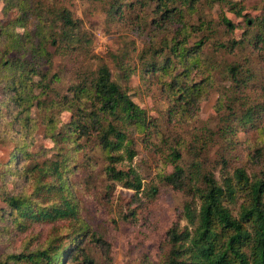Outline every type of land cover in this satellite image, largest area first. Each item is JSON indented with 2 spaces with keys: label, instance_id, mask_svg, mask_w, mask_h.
<instances>
[{
  "label": "trees",
  "instance_id": "1",
  "mask_svg": "<svg viewBox=\"0 0 264 264\" xmlns=\"http://www.w3.org/2000/svg\"><path fill=\"white\" fill-rule=\"evenodd\" d=\"M90 1L106 8L110 23L138 30L137 37L143 39L141 50L134 46L113 55L118 79L107 63L96 71L82 66L91 37L70 10L72 0H0V144L12 145L10 159L0 170V200L6 205L0 208V246H19L17 251L1 252L0 264H68L70 260L95 264L83 244L102 239L91 234L79 217L71 175L79 168L78 155L99 150L108 189L118 183L142 192V176L132 167L138 141L154 157L163 158L160 181L186 197L180 219L187 227L180 230L175 224L170 230L163 264H264V171L251 176L239 168L230 176L231 160L222 156L218 179L199 158L198 148H191L196 161L183 166L180 143V135L193 136L187 129L192 111L197 113L206 96L219 89L213 80L215 70L222 69L231 88H236L235 101L241 100L240 106L246 102L240 93L253 84L254 52L264 55V15L249 19L233 0ZM217 6L228 12L214 20ZM229 13L243 18L245 28L236 25ZM222 29L228 36L241 35L223 43L218 39ZM208 44L217 52L234 54L237 61L225 67L206 62L203 51ZM131 55L143 65H136ZM55 56L62 57L74 76L66 93L57 88L61 75L52 74ZM139 69L148 92L154 94L156 89L157 98L163 100L164 128L129 92L128 83ZM219 95V99L229 96ZM234 104L230 108L220 100L218 110L233 113ZM256 111L251 104L239 120L252 124ZM66 112L70 121L58 128V119ZM38 124L46 127L45 134L54 144V154L42 162L31 151ZM259 151L264 165L263 150ZM92 158L87 157L90 165ZM158 193L159 188L152 186L148 198ZM239 202L234 216L232 207ZM67 221L75 222L68 234L56 232L32 250L28 244L21 247L20 236L33 228Z\"/></svg>",
  "mask_w": 264,
  "mask_h": 264
},
{
  "label": "rangeland",
  "instance_id": "2",
  "mask_svg": "<svg viewBox=\"0 0 264 264\" xmlns=\"http://www.w3.org/2000/svg\"><path fill=\"white\" fill-rule=\"evenodd\" d=\"M233 1L238 3V7L244 10V14L249 19L264 15V0ZM2 7L0 3V18H2ZM69 7L74 16L81 20L84 31L91 37L88 54L82 57V66L86 65L96 71L101 64L107 63L114 78L118 79L113 55L129 52L134 46L137 47V51L141 50L143 39L137 37L138 30H129L124 24L110 23L106 8L90 0H72ZM227 12L228 9L217 6L212 11L213 19L218 20L223 13ZM228 15L236 25L245 28L243 18L230 13ZM152 29L148 28L149 31ZM140 32L142 35V31ZM240 35L241 32H235L228 36L222 29L218 39L226 42ZM161 39L163 35L159 37V40ZM131 57V60L135 59L136 65L139 67L143 65L140 62L137 64L136 57L133 58L132 55ZM203 59L223 67L237 61L234 54L226 51L217 52L212 44H208L203 51ZM252 61L256 63V73L253 72L250 77L253 78L252 86L245 93H240L246 97H244L246 102H243L242 106H240L241 100L235 101L236 97L232 96L236 88H231L230 82L223 76L222 69L214 71L213 80L220 90L209 92L210 95L207 94L209 97L206 96L207 98L202 101L198 112L192 111L194 117L187 120L189 121L187 129L193 136L182 137L178 134L181 137V146L183 145V166L196 161V151L191 149L195 147L199 149L197 152L200 154L199 158L204 161V165L214 171L218 179L221 176L222 156H227L231 160L227 172L230 176H233L235 170L239 168L245 169L251 176L260 175V172L264 171V165L259 158L261 153L259 150H263L264 156V55L255 51ZM56 73L62 77V83L58 84L57 88L66 93L74 76L66 69L65 62L60 56H55L52 74ZM146 86L139 69L128 83L129 92L138 105L148 110L149 117L158 119L163 127L160 121V112L164 110L163 100L160 96L159 99L157 98L156 89L153 91L154 94H151ZM220 91L227 92L229 96L219 99ZM220 100L221 104L224 102L230 108L235 102L234 112L231 113L232 111L229 110L220 112L218 110ZM251 104L257 106L258 111L253 118V123L248 124L239 118L246 116V111ZM70 118L69 112L64 113L58 119L60 121L57 127L68 123ZM45 129L44 125L38 124L34 132L35 144L31 148V151L39 154L41 162L54 154V144L45 134ZM191 138L193 141L196 138V142L191 143ZM138 145V156L132 163V167L141 174L143 179V190L140 193L118 183L111 189L107 188L110 182L104 175L105 160L101 151L90 150L78 155L79 168L75 169L71 180L75 185L73 189L79 204L80 219L89 226L91 234L102 239L100 243L88 240L83 244L86 247V253L92 257L95 264H163L168 252L170 230L175 224H178L180 230L187 227V223L180 219L186 197L182 192L160 181L159 174L164 164L163 158L160 154L154 157V154L147 151L141 141H138ZM11 147V144H0V170L1 166L10 159ZM160 153L163 155L162 152ZM88 156L93 157L92 165L87 161ZM171 171L172 167H169L168 172ZM152 186L159 188V193L150 200L148 191ZM9 188L12 186L9 185ZM0 208L6 209V205L1 200ZM232 209L233 215L237 216L240 202ZM74 226L75 222L69 221L59 226H38L20 236L19 243L21 247L28 244L32 250L45 245L56 232L62 235L68 234ZM16 247L19 246L16 244ZM16 247L2 244L0 253L17 251L19 248L16 249ZM73 262L70 260L68 264Z\"/></svg>",
  "mask_w": 264,
  "mask_h": 264
}]
</instances>
